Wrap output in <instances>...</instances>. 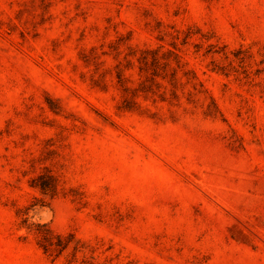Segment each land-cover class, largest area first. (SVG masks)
<instances>
[{"label": "rangeland", "instance_id": "1", "mask_svg": "<svg viewBox=\"0 0 264 264\" xmlns=\"http://www.w3.org/2000/svg\"><path fill=\"white\" fill-rule=\"evenodd\" d=\"M0 264H264V0H0Z\"/></svg>", "mask_w": 264, "mask_h": 264}, {"label": "trees", "instance_id": "2", "mask_svg": "<svg viewBox=\"0 0 264 264\" xmlns=\"http://www.w3.org/2000/svg\"><path fill=\"white\" fill-rule=\"evenodd\" d=\"M142 60H145L147 63V56H143ZM158 59L153 57V61H157ZM119 78L121 79V75H119ZM143 91H148V89H143ZM35 181H37L35 184L38 186L44 193H51V195H54L57 191V183L55 181V178L52 175L49 174H40ZM39 230V229H38ZM41 236L44 239L43 247L46 251H49L53 246L58 247L61 251L64 250L68 245V240H65V237L61 234L55 235L53 231L49 228H46L44 231L39 230ZM57 238V241L54 239Z\"/></svg>", "mask_w": 264, "mask_h": 264}]
</instances>
